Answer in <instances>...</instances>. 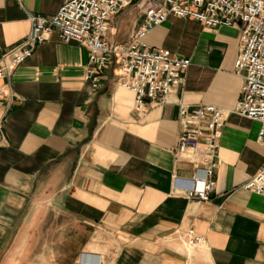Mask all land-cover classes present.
Returning <instances> with one entry per match:
<instances>
[{
	"label": "crops",
	"instance_id": "crops-1",
	"mask_svg": "<svg viewBox=\"0 0 264 264\" xmlns=\"http://www.w3.org/2000/svg\"><path fill=\"white\" fill-rule=\"evenodd\" d=\"M64 1L0 0V64L29 37L32 16L53 17ZM149 1L111 19L108 42L130 44ZM241 34V23L206 27L173 15L148 33L145 45L191 66L166 104L145 114L120 87L118 60L94 89L88 48L57 34L0 80V261L19 233H40L53 216L69 221L55 225V264H264V197L242 188L264 164L261 124L233 113ZM203 105L226 113L208 202L173 188L174 176L207 166L202 153H175L181 107ZM189 230L205 242L188 247Z\"/></svg>",
	"mask_w": 264,
	"mask_h": 264
},
{
	"label": "built area",
	"instance_id": "built-area-1",
	"mask_svg": "<svg viewBox=\"0 0 264 264\" xmlns=\"http://www.w3.org/2000/svg\"><path fill=\"white\" fill-rule=\"evenodd\" d=\"M133 1L65 0L53 17L32 16L29 37L4 54L0 80L8 78L30 59L39 44L57 34L63 44L77 42L88 48L85 80L94 89L100 87L101 75L107 66L118 60L119 85L135 94V110L145 114L152 103L166 104L173 88L181 83L182 74L191 66L190 59L145 45L143 39L148 33L164 24L170 15L194 20L206 27H233L241 23L235 73L243 79V86L233 113L261 124L258 141L264 146V0H150L131 43L113 45L107 40L108 23ZM225 121L226 113L213 105L181 107L175 153L180 157L190 151L202 153L207 166L196 168L191 179L174 176L175 192L189 200H210L216 185L214 177L219 165L216 160ZM242 188L264 197V164ZM182 239L190 248L205 242L194 230H189Z\"/></svg>",
	"mask_w": 264,
	"mask_h": 264
},
{
	"label": "rangeland",
	"instance_id": "rangeland-1",
	"mask_svg": "<svg viewBox=\"0 0 264 264\" xmlns=\"http://www.w3.org/2000/svg\"><path fill=\"white\" fill-rule=\"evenodd\" d=\"M63 223H69V221L64 218L55 220L53 216H48L40 233H19L12 246L3 255L0 264H55L53 254L63 251L53 248L54 229L55 225ZM80 264H99V259H88L86 263Z\"/></svg>",
	"mask_w": 264,
	"mask_h": 264
}]
</instances>
